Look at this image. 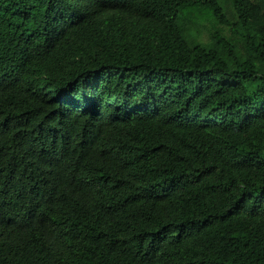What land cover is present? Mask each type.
<instances>
[{
	"label": "trees",
	"instance_id": "1",
	"mask_svg": "<svg viewBox=\"0 0 264 264\" xmlns=\"http://www.w3.org/2000/svg\"><path fill=\"white\" fill-rule=\"evenodd\" d=\"M0 264H264V0H0Z\"/></svg>",
	"mask_w": 264,
	"mask_h": 264
}]
</instances>
